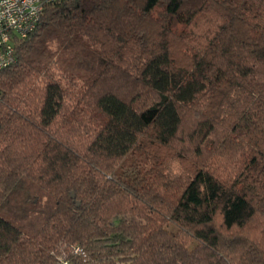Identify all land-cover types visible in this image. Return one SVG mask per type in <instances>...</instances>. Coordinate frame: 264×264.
Masks as SVG:
<instances>
[{"label": "trees", "instance_id": "obj_1", "mask_svg": "<svg viewBox=\"0 0 264 264\" xmlns=\"http://www.w3.org/2000/svg\"><path fill=\"white\" fill-rule=\"evenodd\" d=\"M250 263L264 0L46 4L0 70V264Z\"/></svg>", "mask_w": 264, "mask_h": 264}, {"label": "built area", "instance_id": "obj_2", "mask_svg": "<svg viewBox=\"0 0 264 264\" xmlns=\"http://www.w3.org/2000/svg\"><path fill=\"white\" fill-rule=\"evenodd\" d=\"M61 0H0V70L15 61V42L37 26L43 7Z\"/></svg>", "mask_w": 264, "mask_h": 264}, {"label": "rangeland", "instance_id": "obj_3", "mask_svg": "<svg viewBox=\"0 0 264 264\" xmlns=\"http://www.w3.org/2000/svg\"><path fill=\"white\" fill-rule=\"evenodd\" d=\"M177 49H179L178 47H176V50ZM177 52V51H176ZM178 53V52H177ZM183 55H185V54H183ZM179 160H181V159H179ZM185 164H187V163H184V164H179V163H177V162H174V161H172V168H173V170H175V171H181L182 170V168H183V166L185 165ZM189 165V164H188ZM187 165V166H188ZM250 264H252V263H250Z\"/></svg>", "mask_w": 264, "mask_h": 264}, {"label": "water", "instance_id": "obj_4", "mask_svg": "<svg viewBox=\"0 0 264 264\" xmlns=\"http://www.w3.org/2000/svg\"><path fill=\"white\" fill-rule=\"evenodd\" d=\"M71 196H72V197H74V194H73V193H71ZM77 205H79V203H77Z\"/></svg>", "mask_w": 264, "mask_h": 264}]
</instances>
